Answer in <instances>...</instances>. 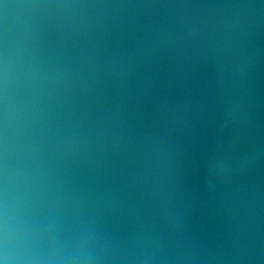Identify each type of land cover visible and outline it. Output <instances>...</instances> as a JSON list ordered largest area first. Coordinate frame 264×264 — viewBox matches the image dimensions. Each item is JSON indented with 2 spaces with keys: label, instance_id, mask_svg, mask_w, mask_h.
Segmentation results:
<instances>
[{
  "label": "water",
  "instance_id": "1",
  "mask_svg": "<svg viewBox=\"0 0 264 264\" xmlns=\"http://www.w3.org/2000/svg\"><path fill=\"white\" fill-rule=\"evenodd\" d=\"M0 264H264V0H0Z\"/></svg>",
  "mask_w": 264,
  "mask_h": 264
}]
</instances>
